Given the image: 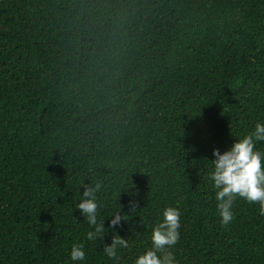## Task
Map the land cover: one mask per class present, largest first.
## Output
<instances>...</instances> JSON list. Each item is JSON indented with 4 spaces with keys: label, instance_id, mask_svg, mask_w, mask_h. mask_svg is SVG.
Listing matches in <instances>:
<instances>
[{
    "label": "trees",
    "instance_id": "1",
    "mask_svg": "<svg viewBox=\"0 0 264 264\" xmlns=\"http://www.w3.org/2000/svg\"><path fill=\"white\" fill-rule=\"evenodd\" d=\"M256 123L264 0H0V264H134L165 206L178 264H264L259 205L222 225L207 179ZM97 183L98 220L126 219L101 242L76 209Z\"/></svg>",
    "mask_w": 264,
    "mask_h": 264
},
{
    "label": "clouds",
    "instance_id": "2",
    "mask_svg": "<svg viewBox=\"0 0 264 264\" xmlns=\"http://www.w3.org/2000/svg\"><path fill=\"white\" fill-rule=\"evenodd\" d=\"M237 137L231 147L221 153L213 150L215 159L211 160L212 168L207 179L215 190L218 215L222 225H229L233 220V205L237 199L249 204L259 205V212L264 215V151L256 145L264 142V123H256L252 131ZM76 209L87 221L90 229L86 233L88 241H103L109 229H115L121 221H126L120 211L112 213L109 228H105L106 219L98 220L97 193L101 185L84 186ZM136 204L131 205L135 211ZM160 218L155 222L150 234L151 244L134 260V264H178L173 249L180 239L181 211L178 206H165ZM129 248L128 239L113 233L111 244L103 246L104 255L113 261H119V249ZM72 262L85 260L83 243H73L70 250Z\"/></svg>",
    "mask_w": 264,
    "mask_h": 264
}]
</instances>
